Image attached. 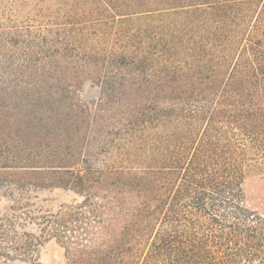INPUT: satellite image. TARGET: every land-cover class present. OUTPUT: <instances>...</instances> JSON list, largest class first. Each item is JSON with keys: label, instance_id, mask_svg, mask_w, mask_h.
Here are the masks:
<instances>
[{"label": "trees", "instance_id": "16d2710c", "mask_svg": "<svg viewBox=\"0 0 264 264\" xmlns=\"http://www.w3.org/2000/svg\"><path fill=\"white\" fill-rule=\"evenodd\" d=\"M249 171L264 0H0V264H264Z\"/></svg>", "mask_w": 264, "mask_h": 264}, {"label": "rangeland", "instance_id": "374dc122", "mask_svg": "<svg viewBox=\"0 0 264 264\" xmlns=\"http://www.w3.org/2000/svg\"><path fill=\"white\" fill-rule=\"evenodd\" d=\"M84 97L95 95V90L89 86L83 92ZM247 205L251 210L264 215V174L261 171L247 172L244 184ZM82 199L73 193L62 189L30 191L22 200V204L29 203L32 209L43 207V213H57L62 205H71L81 202ZM12 202L0 195V210L4 211ZM40 264H67L64 248L55 240L47 242L41 249Z\"/></svg>", "mask_w": 264, "mask_h": 264}]
</instances>
